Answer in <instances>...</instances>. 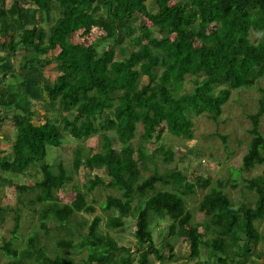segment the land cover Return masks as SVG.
Here are the masks:
<instances>
[{
	"label": "trees",
	"instance_id": "1",
	"mask_svg": "<svg viewBox=\"0 0 264 264\" xmlns=\"http://www.w3.org/2000/svg\"><path fill=\"white\" fill-rule=\"evenodd\" d=\"M149 1L0 0V52L4 54L0 55V72H5L0 79V132H7L3 125L8 121L17 127L11 153L0 152V194L15 185L6 174H42L32 186H15V207L0 202V226L10 212L14 214V239L25 211L37 218L41 229L23 249L14 246V239L4 240L5 264L175 262L173 242L157 246L154 240L157 220L164 219L171 222L170 237L186 240L187 257L198 259L195 264H248L261 253L264 231H259L257 223L264 221V171L247 181V189L257 197L254 205H236L220 183L198 204L206 220L194 222L186 198L195 194L198 184L209 187L210 181L199 178L191 183L176 166L144 177L143 168L159 155L167 165L176 160L172 150L160 146L149 153L146 144L160 141L164 132L192 141L194 116L207 115L218 123L232 92L254 86L260 87L261 97L258 111L250 115L251 139L240 170L250 172L264 165V134L260 131L264 0H182L175 4L156 0V13L149 12ZM52 11L60 16L46 28L43 15L50 18ZM94 31L99 36L93 44L74 40L79 32L88 37ZM252 33L260 36L257 43L251 41ZM125 38L134 50L125 48ZM105 43L106 47L98 48ZM56 50L58 54L51 58ZM14 58H20L17 70L12 66ZM52 65L59 75L55 82L44 81L43 72ZM157 68L160 73L155 72ZM145 77L148 82L142 85ZM187 77L196 78L193 90L177 95L176 88ZM39 92L48 99L46 109L59 107L56 112L67 114L61 118L62 128L48 115L44 122H34L31 101ZM139 128L144 145L135 149L131 142ZM62 130L80 141L104 133L102 152L83 157V148H78L73 167L76 173L81 168L107 172L109 181L100 176L89 180V192L101 186L122 192L120 197L107 196L105 211L117 215L107 217L105 231L100 215L91 222L75 221L79 214L96 212L80 187H75L71 204L58 198V192L73 181L63 163L47 162L49 150L64 143ZM109 131L116 133L121 149L114 148ZM131 216L137 219L135 253L110 236L123 229ZM49 223L56 224L55 232L67 229L71 236L57 241L58 249L86 255L79 261L63 254L52 256L41 242L51 235ZM202 250L207 253L206 262L199 260Z\"/></svg>",
	"mask_w": 264,
	"mask_h": 264
},
{
	"label": "rangeland",
	"instance_id": "2",
	"mask_svg": "<svg viewBox=\"0 0 264 264\" xmlns=\"http://www.w3.org/2000/svg\"><path fill=\"white\" fill-rule=\"evenodd\" d=\"M182 0H172V4H175ZM149 12H157L156 0H150L147 3ZM95 13H99L98 8H95ZM60 14L52 11L50 18H46L43 15L42 23L46 28L55 22L59 18ZM48 22V23H46ZM152 25L151 23H148ZM97 31H94L90 36H84L81 32L75 34L74 40L80 44L90 45L97 39ZM100 34V32H99ZM260 40L258 34L252 33L251 41L257 43ZM107 43L99 46L103 49ZM124 46L127 50H134V47L129 39H124ZM20 53L23 51H19ZM59 50L50 54L51 58L58 54ZM128 52L126 53V55ZM0 55L4 54L0 52ZM119 58L120 55L118 54ZM9 61H12L11 59ZM20 58H14L12 66L14 69H18ZM155 72L160 73L161 68H157ZM5 72H0V79L4 78ZM59 75V72L55 66L46 68L43 72L44 81L55 82ZM194 77H187L183 84L176 88V94H182L185 92H191L195 86ZM148 79L145 77L141 80L142 85L146 84ZM261 87H264V79L261 81ZM259 86L248 87L232 92L231 100L224 106L223 115L218 123L212 121L207 115L194 116V139L192 141L183 140L171 136L168 132L163 133V137L160 141L153 140L146 144V148L149 153H153L160 146H164L166 150H172L176 155V160L173 164L167 165L163 162V156L159 155L155 157V161H147V165L143 168L144 177L151 175L154 171L159 170L160 173L165 172L167 169H172L175 166L182 171L186 178L191 183L197 182L199 178H203L210 181L209 187H204L202 184H198L195 189V194L187 196L186 202L188 209L193 213L194 222H203L206 220L204 213L198 210V204L203 197L210 191L211 188L217 187L220 183L224 184V192L231 198L236 204L247 203L254 205L256 201V194L247 189V181L259 176L264 171V165L256 167L250 172L242 171V159L246 153L247 147L251 136L249 129L252 128L250 115L255 114L259 108V99L261 97V91ZM25 93H28V88L23 89ZM31 109L36 113L34 118L35 123H41L45 121V116H52L53 120L61 126V118L64 115H60L59 107H56L53 111L46 109L48 99L45 94L38 93L37 98L32 97ZM112 115V110L107 112ZM7 132H0V152L3 155L11 153L13 142L17 137V127L13 125V122L8 121L3 125ZM62 128V126H61ZM260 131L264 134V116L261 118ZM65 137L64 143L60 148H52L49 150L47 162L49 164L63 163L66 169L73 177V181L66 187L58 192V198L63 204H71L76 198L75 187L78 186L82 189L87 202L89 204H95V214H79L75 218V221L87 220L91 222L97 215L103 217V223L101 230L105 231L104 224L107 217L111 215H117L116 212L105 211L107 196L120 197L122 192L106 188L97 187L93 192H89L87 187L89 186V180L94 179L96 176L106 178L107 172L105 170H89L81 168L79 172H75L73 167V161L75 157V151L78 148H83V157L89 156L93 153L102 152L103 134H99L91 137L88 140H76L69 135L68 132H63ZM142 130L139 128L135 139L131 142L135 149H138L141 145H144V141L141 137ZM107 135L111 138L114 148L121 149L122 145L117 138L114 131L107 132ZM38 169V168H37ZM6 178L11 179L14 182V186H8L4 188L2 194H0V202L4 206L15 207L17 204L18 194L16 192V185L32 186L36 182L42 179L41 173L33 172L31 175H10L6 174ZM162 188L159 186V189ZM13 212H10L6 221L0 226V264H5L8 258L1 251V246L4 240L14 239L12 230L15 224ZM126 224L123 229L112 231L110 236L116 239L120 246H125L133 253L137 251V243L135 238L137 219L135 216H131L125 220ZM157 225L154 227V240L157 246H162L165 243L172 241L174 244V252L177 255V261H166L163 264H195L198 259L190 261L187 257L189 255V247L185 239L178 240L170 237L169 226L171 224L169 219L157 220ZM52 232L50 236H44L41 242L46 244L47 250L53 255L63 254L64 256L73 257L77 261L81 257L86 255L83 253H74L61 251L56 247V242L63 239L71 238L67 229L59 232H55V223H49ZM257 227L260 232L264 231V221L258 222ZM77 229V228H75ZM87 230V229H86ZM85 230V231H86ZM204 228H200V232H203ZM41 232L38 228V221L36 217H33L28 211H25V215L22 219V226L18 232V237L14 239V246L18 249L26 247L29 237L34 233ZM206 238H211L207 236ZM75 242H78V236L74 237ZM261 252L258 256L252 257V261L248 264H264V246L259 247ZM262 254V255H261ZM202 262L208 260V256L205 250H202V257L199 259ZM159 264V263H156ZM210 264V263H208Z\"/></svg>",
	"mask_w": 264,
	"mask_h": 264
},
{
	"label": "crops",
	"instance_id": "3",
	"mask_svg": "<svg viewBox=\"0 0 264 264\" xmlns=\"http://www.w3.org/2000/svg\"><path fill=\"white\" fill-rule=\"evenodd\" d=\"M56 81V80H55ZM252 261V260H251Z\"/></svg>",
	"mask_w": 264,
	"mask_h": 264
}]
</instances>
